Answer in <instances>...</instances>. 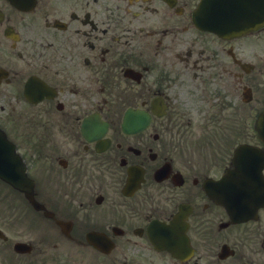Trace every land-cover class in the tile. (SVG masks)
<instances>
[{"label":"flooded vegetation","instance_id":"1","mask_svg":"<svg viewBox=\"0 0 264 264\" xmlns=\"http://www.w3.org/2000/svg\"><path fill=\"white\" fill-rule=\"evenodd\" d=\"M198 2L35 0L21 9L0 0L6 93L0 121L29 156L31 175L44 182L39 193L54 215L18 207L0 181V229L9 235L0 238V257L26 241L33 250L16 253L29 256L20 264L41 262L47 245L58 251L91 246L107 264L119 258L128 264H264V208L256 219L237 222L207 190L230 165L226 151L209 160L213 144L255 139L253 128L230 126L264 105V36L228 39L197 28L191 13ZM131 18L150 25L135 27ZM51 40L53 50H43ZM31 75L53 86L36 89L41 98L34 103L23 93ZM247 86L252 93L245 102ZM129 108L141 109L140 116L149 112L150 123L125 131ZM86 117L108 124L92 130ZM197 150L205 157L197 158ZM5 198L13 208L2 206ZM154 219H174L173 230L186 222L192 256L181 248L157 249L148 235ZM91 230L108 233L114 248L106 254L94 248L86 238Z\"/></svg>","mask_w":264,"mask_h":264},{"label":"water","instance_id":"2","mask_svg":"<svg viewBox=\"0 0 264 264\" xmlns=\"http://www.w3.org/2000/svg\"><path fill=\"white\" fill-rule=\"evenodd\" d=\"M236 21H238V20L233 19V20L228 21V25H227L226 29L229 31L230 30H236V29L241 30V31L242 30L245 31L250 27L260 26V24H258L259 22H255V20L251 21L250 19H246V20H244V21L242 20L238 23H236ZM0 166H2V165L0 164Z\"/></svg>","mask_w":264,"mask_h":264},{"label":"rangeland","instance_id":"3","mask_svg":"<svg viewBox=\"0 0 264 264\" xmlns=\"http://www.w3.org/2000/svg\"><path fill=\"white\" fill-rule=\"evenodd\" d=\"M78 257H71V259L74 261L72 262V264H96L93 261V258H91V256L89 254H84L83 256H79ZM102 259L100 258V262L98 264H101Z\"/></svg>","mask_w":264,"mask_h":264},{"label":"bare ground","instance_id":"4","mask_svg":"<svg viewBox=\"0 0 264 264\" xmlns=\"http://www.w3.org/2000/svg\"><path fill=\"white\" fill-rule=\"evenodd\" d=\"M222 1H225V0H222Z\"/></svg>","mask_w":264,"mask_h":264}]
</instances>
